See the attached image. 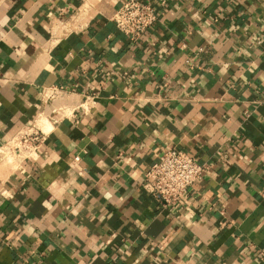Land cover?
Returning <instances> with one entry per match:
<instances>
[{
    "label": "crops",
    "instance_id": "0c3cea01",
    "mask_svg": "<svg viewBox=\"0 0 264 264\" xmlns=\"http://www.w3.org/2000/svg\"><path fill=\"white\" fill-rule=\"evenodd\" d=\"M122 1L0 0V264H264V0H150L136 41ZM169 148L206 167L174 205Z\"/></svg>",
    "mask_w": 264,
    "mask_h": 264
},
{
    "label": "built area",
    "instance_id": "2783aa9c",
    "mask_svg": "<svg viewBox=\"0 0 264 264\" xmlns=\"http://www.w3.org/2000/svg\"><path fill=\"white\" fill-rule=\"evenodd\" d=\"M159 12L150 0H123L113 14L116 27L129 40L136 41L158 19ZM54 90L62 91L60 85ZM93 96L85 95L79 106L89 108ZM63 111V110H62ZM73 112V109L70 110ZM44 131L37 123L19 129L3 148L6 153L29 156L42 139ZM24 146V151L21 146ZM205 166L192 155L177 148H169L159 155L156 161L148 164L144 170L142 188L166 204H176L187 188L202 177Z\"/></svg>",
    "mask_w": 264,
    "mask_h": 264
},
{
    "label": "bare ground",
    "instance_id": "6f19581e",
    "mask_svg": "<svg viewBox=\"0 0 264 264\" xmlns=\"http://www.w3.org/2000/svg\"><path fill=\"white\" fill-rule=\"evenodd\" d=\"M44 118V117H43ZM42 120H44V121H42ZM42 120H39L38 122L39 123H43V124H45L44 122L46 121V119H42Z\"/></svg>",
    "mask_w": 264,
    "mask_h": 264
},
{
    "label": "rangeland",
    "instance_id": "374dc122",
    "mask_svg": "<svg viewBox=\"0 0 264 264\" xmlns=\"http://www.w3.org/2000/svg\"><path fill=\"white\" fill-rule=\"evenodd\" d=\"M21 149L24 151V149H25V148H24V146H23V145L21 146ZM23 154L25 155V153H23ZM23 154H22V155H23ZM13 155H14V154H13Z\"/></svg>",
    "mask_w": 264,
    "mask_h": 264
}]
</instances>
